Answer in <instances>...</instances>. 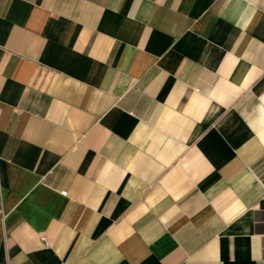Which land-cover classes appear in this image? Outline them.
I'll return each mask as SVG.
<instances>
[{"label":"crops","instance_id":"crops-1","mask_svg":"<svg viewBox=\"0 0 264 264\" xmlns=\"http://www.w3.org/2000/svg\"><path fill=\"white\" fill-rule=\"evenodd\" d=\"M0 264H264V0H0Z\"/></svg>","mask_w":264,"mask_h":264},{"label":"built area","instance_id":"built-area-1","mask_svg":"<svg viewBox=\"0 0 264 264\" xmlns=\"http://www.w3.org/2000/svg\"><path fill=\"white\" fill-rule=\"evenodd\" d=\"M65 193V192H64Z\"/></svg>","mask_w":264,"mask_h":264}]
</instances>
